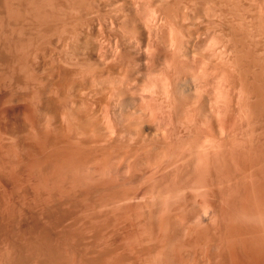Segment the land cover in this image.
Wrapping results in <instances>:
<instances>
[{"label": "rangeland", "instance_id": "1", "mask_svg": "<svg viewBox=\"0 0 264 264\" xmlns=\"http://www.w3.org/2000/svg\"><path fill=\"white\" fill-rule=\"evenodd\" d=\"M263 153L264 0H0V264H221Z\"/></svg>", "mask_w": 264, "mask_h": 264}, {"label": "bare ground", "instance_id": "2", "mask_svg": "<svg viewBox=\"0 0 264 264\" xmlns=\"http://www.w3.org/2000/svg\"><path fill=\"white\" fill-rule=\"evenodd\" d=\"M141 96H142V95H141ZM140 98H141V97H140ZM189 99H190V98H189ZM141 100H143V102L145 101L144 98H143V99L141 98ZM146 101H147V100H146ZM146 101H145V102H146ZM210 101L212 102V100H210ZM190 102L193 103L192 101H190ZM211 102H210V103H211ZM186 103H188V102H186ZM198 103H199V102H198ZM183 104H185V103H183ZM194 104L197 105V103H194ZM200 104H201V103H200ZM212 104H213V103H212ZM147 105H149V102L147 103ZM186 105H188V104H186ZM145 106H146V105H145ZM177 106H178V105H176V107H177ZM180 106H181V105H179V107H180ZM188 106L190 107V105H188ZM188 106H187V107H188ZM181 107H183V106H181ZM191 107H193V104L191 105ZM213 107H214V106L211 105V108H212V109H213ZM174 108H175V107H174ZM184 108H185V107H184ZM184 108H181V109H184ZM194 108H195V106H194ZM197 108H198V107H197ZM186 109H187V108H186ZM186 109H185V111H186ZM199 109H200V107H199ZM209 109H210V108H209ZM177 110H178V108H177ZM190 110H192V109H190ZM204 110H205V109H204ZM185 111H184L183 113L186 114L187 111H186V112H185ZM195 111H197V110H195ZM180 112H181V111H180ZM201 112H202V111H201ZM181 113H182V112H181ZM181 113H179V114H181ZM188 113H189V112H188ZM188 113H187V115H188ZM192 113H193V112H192ZM194 113H195V112H194ZM198 113H199V112H198ZM179 114H178V115H179ZM185 114H184V115H185ZM189 114L192 115L191 112H190ZM201 114H202V113H201ZM197 115H199V114H197ZM181 116H182V115H181ZM188 116H189V115H188ZM192 116H194V115H192ZM192 116H190V118H192ZM202 116H203V114H202ZM202 116H201V117H202ZM204 116H205V115H204ZM186 117H187V116H186ZM187 118H188V117H187ZM194 118H195V117H194ZM194 118H193V119H194ZM204 118H205V117H204ZM140 119H141V118H140ZM188 119H189V118H188ZM195 119H196V118H195ZM189 120H190V119H189ZM189 120H188V121H189ZM191 120H192V119H191ZM196 121H197V120H195V122H196ZM206 121H208V120H206ZM192 122H193V120H192ZM195 122H193V123H191V124H195ZM221 122H222V121H221ZM188 123H189V122H188ZM222 124H223V123H222ZM195 125H197V124H195ZM219 125H220V124H219ZM221 126H222V125H221ZM219 127H220V126H219ZM210 129H211V128H210ZM224 129H225V128H224V125H223V129H222L221 131H223ZM211 130H212V129H211ZM208 131H209V130H208ZM221 131H220V132H221ZM224 131H225V130H224ZM224 131H223L222 133H224ZM206 132H207V129L205 130V133H206ZM212 132H213V131H212ZM226 132H227V131H226ZM226 132H225V133H226ZM207 133H208V132H207ZM228 133H229V132H228ZM207 135H208V134H207ZM212 135H213V134H212ZM209 136H210V134H209ZM223 136H225V134H224ZM207 137H208V136H206V139H207ZM210 137H211V136H210ZM213 137H214V135H213ZM213 137H212V138H213ZM223 138H224V137H223ZM225 138H227V137H225ZM225 138H224V139H225ZM208 139H211V138H208ZM212 140H214V138H213ZM221 140H222V138H221ZM221 140H220V141H221ZM233 140H234V139H233ZM215 141H217V140H215ZM220 141H219V142H220ZM219 142H217V143H219ZM224 142H225V141H224ZM224 142H223V141L220 142L219 145H220L221 143H224ZM244 142H245V141H244ZM249 142H251V141H249ZM253 142H254V141H253ZM209 143L212 144L213 142H209ZM225 143H226V142H225ZM229 143H230V142H229ZM206 144H208V143H206ZM234 144H235V143H234ZM234 144H233V145H234ZM241 144L244 145L245 143H241ZM251 144H252V143H250V145H251ZM257 144H258V143H257ZM208 145H209V144H208ZM213 145L215 146L216 143H213ZM213 145H209V147H213ZM224 145H225V144H224ZM235 145H236V144H235ZM235 145H234V146H235ZM238 145H239V144H238ZM242 145H240V146H242ZM250 145H249V146H250ZM200 146H201V145H200ZM203 146H204V145H203ZM217 146H218V145H217ZM220 146H221V148L223 149L224 146H223L222 144H221ZM220 146H219V147H220ZM225 146H226V145H225ZM228 146H229V148H230L231 143L228 144ZM228 146H227V147H228ZM245 146H246V145H245ZM249 146H248V148H249ZM254 146H255V144H254ZM259 146H260V145H259ZM237 147H238V146H236V148H237ZM251 147H252V146H251ZM256 147H257V146H256ZM203 148H204V149H206V148L208 149V146H207L206 148H205V147H203ZM214 148H215V147H214ZM232 148H233V147H232ZM244 148H245V147H244ZM246 148H247V147H246ZM254 148H255V147H254ZM262 148H263V147H261V149H262ZM209 149H210V148H209ZM209 149H208V150H209ZM226 149H227V148H226ZM255 149H257V148H255ZM261 149H260V150H261ZM210 150H211V149H210ZM212 150H213V149H212ZM224 150H225V149H224ZM229 150H230V149H229ZM234 150H237V149H234ZM239 150H240V152H241V148H240ZM242 150H243V149H242ZM216 151H218V150H216ZM221 151H222V150H220L219 153H220ZM258 151H259V149H258ZM258 151H257V152H258ZM261 151L263 152V150H261ZM261 151H260V152H261ZM211 152H212V151H211ZM214 152H215V151H214ZM214 152H213V154H214ZM229 152H230V151H228V153H229ZM231 152H233V150H231ZM242 152H243V151H242ZM250 152H251V150H250ZM260 152H259V153H260ZM206 153H207V152H206ZM223 153H224V152H223ZM226 153H227V152H226ZM234 153H235V152H234ZM234 153H233L232 155H235ZM236 153H238V151H237ZM253 153H254V152H253ZM253 153H252V157H253ZM255 153H256V151H255ZM259 153H257V155H258ZM220 154H221V153H220ZM224 154H225V153H224ZM224 154H222V155H224ZM261 154H262V153H261ZM190 155H191V152H190ZM192 155H193V154H192ZM192 155H191V156H192ZM206 155H207V154H206ZM222 155H220L221 158H222ZM238 155H239V154H238ZM247 155H248V154H245L244 156H247ZM250 155H251V153H250ZM263 155H264V153H263ZM211 156H212V154H211ZM211 156H210V157L208 156V158H209L210 160H211V158H214L213 156H212V157H211ZM228 156H229L230 158H232V157L234 158V157H235V156H232V157H231V155H229V154H228ZM236 156H237V155H236ZM255 156H256V155H255ZM259 156H260V154H259ZM182 157H184V156H182ZM185 157H186V156H185ZM185 157H184V159H185ZM218 157H219V155H217V158H218ZM225 157H227V156L225 155ZM225 157H224V158H225ZM238 157H240V156H237V159H239ZM261 157H262V155H261ZM206 158H207V157H206ZM233 158H232V160H233ZM250 158H251V157L249 156L248 159H250ZM178 159H179V157L176 158L175 160H178ZM184 159H182V160H184ZM186 159H187V158H186ZM186 159H185V160H186ZM188 159H189V158H188ZM209 159H208V160H209ZM219 159H220V158H219ZM252 159H254V158H252ZM263 159H264V158H263ZM263 159H260V160L262 161ZM182 160H180V162H182ZM208 160L206 159L207 162H208ZM225 160H226V159H225ZM228 160H230V159L227 158V162H228ZM240 160H241V159H240ZM246 160H247V158H246ZM246 160H244V158H243V161L246 162ZM257 160H258V159H257ZM191 161L195 162V160H191ZM211 161H215V160H211ZM250 161H251V160H249V163H251V162L254 161V160H252L251 162H250ZM180 162L177 163V166H178V164H180ZM188 162H190V161L188 160ZM200 162H202V161L200 160V161L197 162V163H200ZM216 162H217V161H216ZM218 162H219V160H218ZM230 162H231V161H230ZM235 162H237V160H236ZM235 162H234V163H235ZM259 162H260V161H259ZM259 162H255V164H254V167H255V168H253V167H251V168L256 169V166H255V165L258 164V165H257V167H258V166H259ZM262 162H263V161H262ZM170 163H171V162H170ZM173 163H174V159H173ZM183 163H184V162H183ZM185 163H187V162H185ZM190 163H191V162H190ZM209 163H210V162H209ZM220 163H221V160H220ZM220 163H218V164H220ZM223 163H225V168H226V162L224 161ZM223 163H221V164L223 165ZM231 163H232V162H231ZM231 163H230V164H231ZM238 163H240V162L238 161ZM241 163H242V161H241ZM243 163H244V162H243ZM263 163H264V162H263ZM263 163H260V164H262V166H263ZM175 164H176V162H175ZM187 164H188V163H187ZM204 164H205V166L207 165L206 162H205ZM204 164H203V165H204ZM215 164H216V163H215ZM245 164H246V163H245ZM172 165H173V164H172ZM172 165H170V166H172ZM181 165H182V164H181ZM183 165H184V164H183ZM193 165H194V164H193ZM196 165L198 166V164H196ZM200 165H201V164H200ZM200 165H199V167H201L202 169H203V167H205V166H202V165L200 166ZM211 165H212V164H211ZM222 165H219V166L221 167ZM227 165H229V163H228ZM232 165H233V164H232ZM232 165H231V166H232ZM237 165H238V164H237ZM167 166H168V165H167ZM170 166H168V167H170ZM173 166H174V165H173ZM173 166H172V167H173ZM175 166H176V165H175ZM175 166H174V167H175ZM197 166H196V168H197ZM212 166H213V165H212ZM215 166H217V165H215ZM215 166H213V167H214V170H215ZM219 166H218V167H219ZM231 166H230V168H231ZM234 166H236V165L234 164ZM241 166H243V165H241ZM249 166H253V165H249ZM186 167H187V165H186ZM186 167H185V168H186ZM188 167H189V166H188ZM199 167H198V168H199ZM210 167H211V166L206 167L208 171H209V168H210ZM246 167H247V166H246ZM259 167H261V165H260ZM170 168H171V167H170ZM170 168H166V169L168 170V169H170ZM182 168H183V167H182ZM189 168H190V167H189ZM189 168H188V169H189ZM206 168H204V170H203L202 172H204ZM216 168H217V167H216ZM234 168H235V167H234ZM234 168H233V169H234ZM239 168H240V167H239ZM242 168H243V167H242ZM249 168H250V167H249ZM249 168H248V169H249ZM263 168H264V167H263ZM178 169H180V168L178 167ZM178 169H177V170H178ZM190 169H191V168H190ZM219 169H220V168H219ZM227 169H228V168H227ZM233 169H232V171H234ZM246 169H247V168H246ZM261 169H262V167H261ZM198 170L200 171V168H199ZM198 170H197V171H198ZM207 170H206V171H207ZM210 170H211V169H210ZM216 170H217V169H216ZM216 170H215V171H216ZM220 170H221V169H220ZM220 170H218V173H219ZM222 170H223V169H222ZM222 170H221V172H223ZM237 170H238V168H237ZM239 170H240V169H239ZM239 170H238V171H239ZM241 170H242V169H241ZM241 170H240V171H241ZM243 170L245 171V169H243ZM256 170H257V169H256ZM256 170H255V171H256ZM258 170H259V168H258ZM171 171H172V170H171ZM187 171H188V173L190 172L189 170H186V172H187ZM193 171H194L195 173L197 172V171L195 170V167H194ZM199 171H198V172H199ZM206 171H205V172H206ZM208 171H207V172H208ZM215 171H214V172H215ZM226 171H227V170H226ZM238 171H236V172H238ZM260 171H261V170H260ZM176 172H177V171H176ZM176 172H175V173L173 172V173L175 174V176H177V174H178V173L176 174ZM183 172H185V171H183ZM229 172H231V171H230V170L227 171L228 174H229ZM247 172H248V171H247ZM257 172H258V171H257ZM257 172H255L254 174L256 175ZM261 172H262V171H261ZM261 172H259L260 174H259V173H258V174L261 175ZM170 173H171V172H170ZM195 173H194V174H195ZM199 173H200V172H199ZM208 173H209V172H208ZM234 173H235V172H234ZM239 173H240V172H239ZM239 173H237V174H238V175H237L238 177H237V176H236L235 178L233 177L234 180H237L238 178H240L239 180L242 179V178L239 176ZM171 174H172V173H171ZM190 174H192V173L190 172ZM214 174H216V173H214ZM228 174H227V175H228ZM240 174H242V172H241ZM245 174H246V171H245ZM254 174H252V171H251V174L249 173V175H252V176H255ZM178 175H179V174H178ZM188 175H189V174H188ZM188 175H186L185 178H187ZM192 175H193V174H192ZM195 175H196V174H195ZM199 175H200V174H199ZM205 175H207V173H206ZM217 175H218V174H217ZM224 175H225V174H224ZM232 175H233V174H232ZM235 175H236V174H235ZM242 175H244V174H242ZM249 175H248V176H249ZM259 175H258V176H259ZM211 176H212V175H211ZM229 176H230V175H229ZM229 176H228V177H229ZM182 177H183V174H182ZM195 177H196V176H195ZM198 177H199V176H198ZM198 177H197V178H198ZM204 177H205V176H204ZM204 177L202 176V178H201V176H200V177L198 178V181H199V182L202 181V180L204 181V179H205ZM212 177H213V176H212ZM215 177H216V176H215ZM215 177H214V179H216ZM218 177H219V175H218ZM218 177H217V178H218ZM224 177H225V176H224ZM228 177H227V178H228ZM230 177H231V176H230ZM244 177H245L244 179H247V178H246L247 176L244 175ZM263 177H264V175H263ZM263 177H261V178H263ZM180 178H181V177H180ZM188 178H189V177H188ZM190 178H191V176H190ZM190 178H189V179H186V180L190 181ZM203 178H204V179H203ZM207 178H208V175H207ZM219 178H220V177H219ZM227 178H226V179H227ZM236 178H237V179H236ZM249 178H250V177H249ZM249 178H248V179H249ZM252 178H253V177H252ZM252 178H250V179H252ZM256 178H257V177H256ZM259 178H260V177H259ZM192 179H193V177H192ZM201 179H202V180H201ZM212 179H213V178H212ZM224 179H225V178H224ZM226 179H225V180H226ZM229 179L232 181L231 178H228V180H226L225 182H227V181L229 182ZM254 179H255V177H254ZM254 179H253V180H254ZM257 179H258V178H257ZM178 180H181V179H178ZM217 180H218V179H217ZM234 180L232 181L233 183H234ZM242 180H243V179H242ZM253 180H252V181H253ZM261 180H262V179H261ZM261 180H260V183H261ZM263 180H264V178H263ZM263 180H262V182H263ZM181 181H182V180H181ZM188 181H187V182H188ZM198 181H197V183H198ZM210 181H211V180H209V182H210ZM212 181H213V180H212ZM220 181H221V178H220ZM243 181H245V180H243ZM247 181H248V180H247ZM254 181H255V180H254ZM254 181H253V182H254ZM256 181H257V180H256ZM182 182H184V180H183ZM214 182H215V181H214ZM222 182L224 183V181H222ZM222 182H221V183H222ZM238 182H239V181H238ZM238 182H237V183H238ZM248 182H250V181H248ZM257 182H259V181H257ZM190 183H191V181H190ZM195 183H196V182H194V184H195ZM207 183H208V182H207ZM215 183H216V182H215ZM215 183H213V184L215 185ZM218 183H219V182H218ZM237 183H234V185H236ZM239 183L241 184V182H239ZM245 183H247V182L245 181ZM211 184H212V183H211ZM211 184H210V185H211ZM216 184H217V183H216ZM226 184L229 185L230 183H229V184L226 183ZM231 184H232V183H231ZM242 184H244V182H242ZM242 184H241V187H242V190H244L245 187L243 188V185H242ZM251 184H252V183H251ZM253 184H254V183H253ZM255 184H256V183H255ZM258 184H259V183H258ZM227 185H226V186H227ZM232 185H233V184H232ZM237 185H238V184H237ZM237 185H236V188H237ZM244 185H245V184H244ZM249 185H250V184H249ZM249 185H248V186L245 185L246 188L249 187ZM230 186H231V185H230ZM238 186H240V185H238ZM251 186H252L253 189H254V187H255L256 185H255V186H254V185H251ZM251 186H250V187H251ZM257 186H258V185H257ZM262 186H264V185H262ZM207 187L209 188V186H207ZM210 187H211V186H210ZM219 187H220V186H219ZM222 187H224V186H222ZM260 187H261V186H260ZM260 187H258V188H260ZM211 188H212V187H211ZM228 188H229V186H228ZM234 188H235V187H234ZM239 188H240V187H239ZM239 188H238V190H239ZM258 188H256V190H257ZM261 188H262V187H261ZM261 188H260L259 191H258L259 194L257 193V196L260 198V200H259V198H258L257 196L255 197V199H256V198L258 199V200H256V201H259V202L262 201V202H260V204H259V205H260V208H261V206H262V207L264 206V193H263L264 191L261 190ZM220 189H221V188H220ZM220 189H219V190H220ZM222 189H223V188H222ZM224 189H226V187H225ZM232 189H233V188H232ZM247 189L250 190L251 188H250V189L247 188ZM253 189H252V190H253ZM242 190H241V191H242ZM248 190H247V191H248ZM224 191H225V190H224ZM226 191H227V189H226ZM230 191H232V190H229V192H230ZM241 191H240V192H241ZM244 191H246V189H245ZM261 191H262V192H261ZM232 192H233V191H232ZM236 192H237V191H236ZM236 192H235V190H234L233 194H231V196H230L231 199L229 198L228 195H226V196H228V199H227L228 202H229V199H230V202L232 201V199H233L232 196L235 195L234 193H236ZM249 192H250V191H249ZM253 192H254V191H253ZM219 193H220V191H219ZM221 193H223V192H221ZM221 193H220V195H221ZM230 193H231V192H230ZM242 193H243V192H242ZM247 193H248V192H247ZM247 193H246V194H247ZM250 193H251L250 195L253 194L252 192H250ZM224 194H225V193H223V196H224ZM239 194H240V193H239ZM244 195H245V194H243V196H244ZM221 196H222V195H221ZM246 196H249V193H248V195H246ZM246 196H245V197H246ZM233 197H234V196H233ZM241 197H242V196H241ZM241 197H240V201H241L242 199H243V201H244L245 197H244V198L242 197V199H241ZM222 198H223V197H222ZM236 198H238V197H236ZM246 198H247V197H246ZM253 198H254V197H253ZM193 199H194V198H193ZM225 199H226V197H225ZM225 199H224V200H225ZM248 199H249V197H248ZM251 199H252V196H251ZM233 200H235V198H234ZM186 201H187V200H186ZM186 201H185V203H186ZM235 201H237V200H235ZM235 201H233V202H235ZM250 201H251V200H250ZM250 201H249V204H251ZM252 201H253V200H252ZM183 202H184V201H183ZM194 202L196 203L195 200H194ZM224 202H225V201H224ZM224 202H223V203H224ZM244 202H245V201H244ZM180 203H181V202H180ZM188 203H189V202H188ZM225 203H227V202H225ZM238 203H240V202H238ZM238 203H237V204H238ZM253 203H254V202H253ZM256 203H257V202H256ZM256 203H255V204H256ZM261 203H263V205H261ZM227 204H228V203H227ZM240 204H241V206L244 205V204H245V206H246V202H245L244 204L241 202ZM249 204H247V205H249ZM255 204L252 205L253 208H255V206H256ZM178 205H179V204H178ZM187 205H188V204H187ZM221 205H222V203H221ZM230 205H233V204H230ZM230 205H229V207H230ZM254 205H255V206H254ZM257 205H258V204H257ZM180 206H181V205H180ZM196 206H197V205H196ZM238 206H239V205H238ZM245 206H244V208H243V207H241V208H242L243 210H244V209L247 210ZM183 207H184V206H181L180 209H179V211H181V208H183ZM185 207H186V206H185ZM189 207H190V206H189ZM193 207L196 208L195 206H193ZM225 207H226V206H225ZM231 207H232V206H231ZM249 207H250V206H249ZM249 207H248V208H249ZM257 207H259V206H257ZM191 208H192V206H191ZM194 208H193V209H194ZM232 208H233V207H232ZM235 208H236V207H235ZM235 208H233V209L236 210ZM253 208H252V209H253ZM185 209H186V208H185ZM185 209H184V211H185ZM196 209H197V208H196ZM196 209H195V210H196ZM206 209H207V208H206ZM220 209L223 210V206H222V208H220ZM220 209H219V211H220ZM226 209H228V208H226ZM238 209H239V208H238ZM238 209L236 210L237 212L239 211ZM258 209H259V208H258ZM258 209H257V210H258ZM262 209H264V207H263ZM262 209H261V210L259 209L257 212H256V210H255V213H253V212H254V211H253V212H252L253 214H251V212L249 211V210H251V207H250L249 210H247V212H248V214H249V218L251 217V219H252V216H254V214L257 216L256 213H258L257 218L254 216V217L257 219L256 221H257L258 223H257L256 221L254 222L253 220H252V221H253V223H252V221L247 217V213H246V215H245V214L243 215V213H244L243 211H242V212H243L242 214H239V213H237L236 211H235V212L233 211L237 216H235V214L233 215V213H232L233 216L231 215V213H230V215H228L229 217L231 216L230 218H232V221H230V222H231L230 225H229L230 222L228 221V222H229L228 225L230 226V228L228 227V229H227V230H228V233H226V236H227V234H228V237L225 236L224 239H225V238H229L228 241H229V243L231 242V247H230V250H229V251H230L229 254H227V257H226V258L223 257V258H225L224 262H223V260H221V262H223V263L220 262L221 264H264V212H263ZM189 210H190V209H189ZM189 210H187V212H189ZM195 210H194V211H195ZM216 210H217V209H216ZM224 210H225V209H224ZM253 210H254V209H253ZM191 211L193 212V210H191ZM191 211H190V213H191ZM205 211H206V210H204L203 212H205ZM231 211H232V210H231ZM231 211H230V212H231ZM261 211H262V212H261ZM206 212H207V211H206ZM223 212H224V211H223ZM245 212H246V211H245ZM182 213H183V212H182ZM190 213H189V215H190ZM217 213H218V211L216 212V214H217ZM227 213H228V212H227ZM259 213H260V214H259ZM185 214H187V213H185ZM193 214H194V213H193ZM193 214L191 213V215H193ZM195 214L197 215L198 213L195 211ZM201 214H202V213H201ZM221 214H222V211H221ZM250 214H251V215H250ZM180 215H181V214H180ZM189 215H188V218H186V220L190 218ZM196 215H194V216H196ZM198 215H199V214H198ZM202 215H203V214H202ZM219 215H220V214H219ZM219 215L217 216V217H219V219H222V217L225 218V216H221V218H220ZM224 215H226V214H224ZM181 216H182V215H181ZM181 216H180V218H181ZM184 216H185V215H184ZM204 216H205V215H204ZM226 216H227V215H226ZM228 216H227V217H228ZM185 217H186V216H185ZM196 217H197V216H196ZM201 217H202V216H201ZM201 217H198L199 221H197V222H200V220H201L200 218H201ZM229 217H228V218H229ZM215 218H216V216H215ZM215 218H214V220H215ZM255 218H253V219H255ZM198 219H197V220H198ZM189 220H190V219H189ZM193 220H194V219H193ZM202 220H203V219H202ZM214 220H213V221H214ZM223 220H224V219H223ZM230 220H231V219H230ZM191 221H192V220H191ZM191 221H190V222H191ZM217 221H218V220H217ZM225 221H227V220H224V222H225ZM246 221H248V222L246 223ZM187 222H188V220H187ZM190 222H189V223H190ZM195 222H196V219H195ZM219 222H220V224H221V223H222V220H219ZM224 222H223V223H224ZM192 223H194V222H191L190 224H192ZM200 223H203V222L201 221ZM225 223H226V222H225ZM238 223H239V224H238ZM250 223H251V224H250ZM185 224H187V223H185ZM195 224H196V223H195ZM197 224H198V223H197ZM215 224H216V222H215ZM217 224H218V222H217ZM253 224H254V225H253ZM255 224H256V225H255ZM197 226H198V225H197ZM199 226H200V225H199ZM221 226H223V224H221ZM224 226H225V225H224ZM226 226H227V225H226ZM194 227H195V226H193V230H194ZM201 227H202V226H201ZM201 227H199V228H201ZM187 228H188V227H187ZM189 228L192 230V227H189ZM202 228H203V227H202ZM219 228H220V227H219ZM222 229L224 230L223 227H222ZM197 230H199V229H197ZM222 232H223V231H222ZM225 232H226V230H225ZM225 232H224V234H225ZM222 239H223V238H222ZM224 239H223V240H224ZM226 241H227V239H226ZM227 246H228V245H227ZM228 247H229V246H228ZM227 249H229V248H227ZM221 254H222V253H221ZM221 256H222V255H221ZM220 258H221V257H220Z\"/></svg>", "mask_w": 264, "mask_h": 264}]
</instances>
